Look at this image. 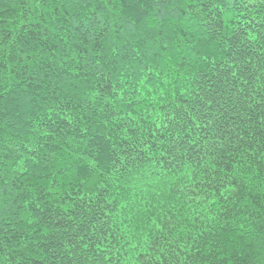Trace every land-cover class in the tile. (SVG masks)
<instances>
[{
	"label": "trees",
	"instance_id": "obj_1",
	"mask_svg": "<svg viewBox=\"0 0 264 264\" xmlns=\"http://www.w3.org/2000/svg\"><path fill=\"white\" fill-rule=\"evenodd\" d=\"M262 85L264 0H0V264H264Z\"/></svg>",
	"mask_w": 264,
	"mask_h": 264
},
{
	"label": "snow or ice",
	"instance_id": "obj_2",
	"mask_svg": "<svg viewBox=\"0 0 264 264\" xmlns=\"http://www.w3.org/2000/svg\"><path fill=\"white\" fill-rule=\"evenodd\" d=\"M189 2L191 3V2H193V0H189ZM222 2L226 6L228 3H231L232 0H222ZM215 6L220 11H223V8H221L220 3L215 4ZM245 7H247V5H245ZM252 39H255V37H252ZM159 75H163V73H159ZM229 76H235V71H229L228 68L226 67L225 68V72H224V79H227ZM241 77H243V72H241ZM239 79H240V77H237V80H239ZM245 82H247V81L245 80ZM261 87H264V85H262ZM120 99H123V97H120ZM213 103H215L214 100H212L211 102L205 101L206 110L215 111V109H212V107H211V105ZM112 115H116L115 111L112 112ZM175 119L178 122L179 120L182 119V117L178 114L177 117H175ZM189 119L194 121L196 118L193 117V116H190ZM203 119L204 120H208V117L204 116ZM209 123H210V121H209ZM204 126L207 128L208 124H205ZM198 127H199V124L193 123L192 128L185 127L182 131L191 132L192 130H194L195 128H198ZM124 138L128 139L127 136H125ZM179 138H180L179 134L177 133L175 139L173 140V144L175 145V147H173L172 152L180 151V152L184 153V152H186V149L178 142ZM169 154L171 155L172 153H169ZM80 239L83 240L84 237L81 236ZM69 243L71 244L72 248H76L78 250V245L75 242L69 241ZM58 245L62 247L63 246V242L62 241H58ZM55 247H57V245H49V250H53ZM108 259L111 260V257L109 256ZM84 264H88V262L85 261ZM93 264H104V261H103L102 258L101 259H97V260L93 261Z\"/></svg>",
	"mask_w": 264,
	"mask_h": 264
}]
</instances>
